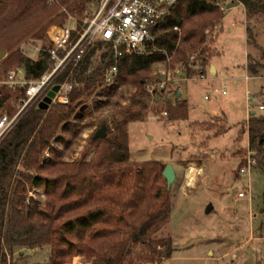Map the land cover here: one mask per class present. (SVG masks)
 Segmentation results:
<instances>
[{"label": "trees", "instance_id": "trees-1", "mask_svg": "<svg viewBox=\"0 0 264 264\" xmlns=\"http://www.w3.org/2000/svg\"><path fill=\"white\" fill-rule=\"evenodd\" d=\"M35 1L0 0V49L14 50L30 35L39 40L44 38V29L34 32L42 24L38 16L31 14ZM60 1L78 7L86 0ZM218 1L222 0H181L159 24L154 46L147 45L145 54H128L115 63L105 60L111 57L110 44L95 43L82 62L56 80L58 84L74 85L70 104H56L47 111L34 106L23 114L0 142V264H18L26 260V250L44 248H51L52 254L46 264L72 263L77 255L92 264H121L140 246L149 249L146 262L172 257L170 240L153 239L170 219L171 200L163 177L166 166L150 161L129 163L128 125L146 119L152 94L146 89L147 73L154 64L172 58V65L183 66L189 75L191 57L198 54L201 65H207L208 50L203 48L206 30L225 17L216 5ZM237 1L243 4L250 23L246 27L247 45L261 48L254 27L264 23V0ZM34 16L37 23H32ZM42 47H49V42L46 40ZM39 52L38 60L33 61L14 51L0 68L10 73L16 66V70L25 71L28 80L36 81L49 70L48 54ZM115 65L119 68L118 77L108 84L106 74ZM263 70L264 64L248 55V76H264ZM123 86H132L135 94L111 125L105 121L99 124L100 129L106 127L107 137L93 139L100 146L90 164L85 160L68 163L58 155L43 163L45 152L58 137L62 125L72 118H84L77 109L85 99L100 88L117 96ZM24 92L19 89L12 96L8 92L3 95L0 90V112L14 116L16 109L12 102L19 103ZM163 93L164 90L156 91L154 96ZM261 97L264 105V93ZM2 112L0 116L6 115ZM167 114L172 121L185 120L187 106L168 103ZM255 114H251L247 124L248 145L252 153L264 159V110ZM52 171L55 175L49 176L47 172ZM41 188L46 194L44 205L29 203L30 193Z\"/></svg>", "mask_w": 264, "mask_h": 264}, {"label": "rangeland", "instance_id": "rangeland-1", "mask_svg": "<svg viewBox=\"0 0 264 264\" xmlns=\"http://www.w3.org/2000/svg\"><path fill=\"white\" fill-rule=\"evenodd\" d=\"M105 1L86 0L78 7H70L60 0H36L31 14L38 16L39 21L34 16L32 23L42 22L34 32L44 29V38L39 40L30 35L14 50L0 49V67L14 51L37 61L54 27L84 23ZM230 7L223 13L225 17L220 24L206 30L208 36L203 48L208 50L207 65H201L198 54H194L189 75L176 74L170 78L173 71L183 68L172 65V58L157 62L147 73V91L164 90V93L157 97L151 94L145 121L129 123V163L161 162L175 169L176 180L169 191L170 219L153 236L154 240H170L173 254L170 259L162 257L146 262L149 249L140 246L121 264H264V159L255 154L251 159H254L252 171L241 174L249 168L246 129L250 113H263L258 107L263 102L264 80H246V77L248 55L264 64V23L254 27L258 34L256 42L261 48L250 47L246 30L250 23L245 9L238 3ZM212 65L218 67L219 74L211 73ZM7 75L0 68V90L3 95L8 92L14 96L16 92L3 85ZM224 88L227 94L223 96ZM247 92L259 97L258 102L251 103ZM134 94L132 86L119 88L117 96L106 88L95 90L77 109L84 118H72L62 125L58 137L45 152L43 163L58 155L68 163L85 160L90 164L100 146L93 142L101 130L99 124L105 121L111 125L124 107L130 105L129 99ZM109 100L111 106L106 107ZM168 103L185 104L188 118L172 121L167 114ZM12 105L15 115L20 105L13 102ZM191 169L195 170L194 185L188 179ZM47 174L55 175V171ZM239 193H245L244 198H238ZM45 201L43 188L29 195L31 204L43 206ZM211 205L213 209L207 213ZM25 253L29 256L27 250ZM51 255V248H44L39 255L26 257L18 264H42ZM77 261L92 264L82 255L74 258L73 262Z\"/></svg>", "mask_w": 264, "mask_h": 264}, {"label": "built area", "instance_id": "built-area-1", "mask_svg": "<svg viewBox=\"0 0 264 264\" xmlns=\"http://www.w3.org/2000/svg\"><path fill=\"white\" fill-rule=\"evenodd\" d=\"M181 0H106L101 9L87 18L84 23H77L66 26L54 27L49 36V47H41L40 51L46 52L49 56V70L38 80L30 81L25 76V71L17 69L8 73L4 86L13 91L24 89L25 92L19 100V111L12 117L8 114L0 116V139H3L19 122V119L30 108L37 106L49 92L60 86L52 101L56 104L68 105L69 95L74 85L68 82L56 83L70 67L74 68L88 55L89 49L97 42L110 44L111 57L106 61L117 63L122 57L128 54H145L147 45L154 46L156 29L159 24L169 16ZM244 7L237 0H222L217 2L221 13H226L229 4H236ZM177 30V28H175ZM170 59V58H168ZM184 70V71H183ZM119 68L117 65L108 70L106 82L113 84L118 77ZM176 74H186L184 67L177 69L170 74L173 78ZM261 79L264 76L246 77V80ZM152 95L156 91L148 90ZM226 89L222 95H226ZM248 100L258 102L257 98L247 92ZM208 99L206 98V101ZM258 110L263 111L264 105L260 104ZM250 151V150H249ZM254 153L250 151L248 161L249 168L241 171V174L250 173L254 165ZM245 193H239L238 198H244Z\"/></svg>", "mask_w": 264, "mask_h": 264}, {"label": "water", "instance_id": "water-1", "mask_svg": "<svg viewBox=\"0 0 264 264\" xmlns=\"http://www.w3.org/2000/svg\"><path fill=\"white\" fill-rule=\"evenodd\" d=\"M4 53L1 54V56H3ZM211 73H216V67L214 65H212L211 67ZM60 86L56 85L55 88H53V90L51 92H49L47 94L46 97L43 98V100L41 102H39V108L41 110H49L50 107L52 106V101L56 96V93L59 91ZM251 114L256 115L255 112H252ZM95 138L96 139H105L107 137L106 135V127H102L101 130H99L96 134H95ZM163 177L166 180V184L168 186V190L170 191L174 181L176 180V172L174 167L171 164H168L163 172ZM213 209V206L211 205L208 210L207 213H210L211 210Z\"/></svg>", "mask_w": 264, "mask_h": 264}, {"label": "crops", "instance_id": "crops-1", "mask_svg": "<svg viewBox=\"0 0 264 264\" xmlns=\"http://www.w3.org/2000/svg\"><path fill=\"white\" fill-rule=\"evenodd\" d=\"M232 5H236V4H229L228 6L230 7V6H232ZM240 7V6H239ZM239 7H237V8H239ZM231 8V7H230ZM243 9H244V7H242ZM215 67H216V73L217 74H219V69H218V67L216 66V65H214ZM212 67V66H211ZM221 68H223V67H221ZM210 71H211V68H210ZM239 84H240V82H238ZM257 99H259L258 97H256ZM202 101H205V99L203 98L202 99ZM258 101V100H257ZM256 103V102H255ZM252 113V112H251ZM250 113V114H251ZM28 251V255L29 256H31V255H34V256H37V255H39L40 254V252L42 251L43 252V250H40V249H35V250H27ZM24 255H25V257H29V256H27V254L26 253H24ZM49 258H51L50 256H48V258L47 257H45L44 259H49ZM50 261V260H49ZM48 260L46 261V260H44V262L42 263V264H44V263H46V262H49ZM68 264H82V263H78V261L77 262H72V263H68Z\"/></svg>", "mask_w": 264, "mask_h": 264}, {"label": "bare ground", "instance_id": "bare-ground-1", "mask_svg": "<svg viewBox=\"0 0 264 264\" xmlns=\"http://www.w3.org/2000/svg\"><path fill=\"white\" fill-rule=\"evenodd\" d=\"M199 173V172H198ZM193 174H195V170L194 169H191L189 172H188V179H189V182L191 185H194L193 184V181L195 179V177L193 176ZM190 185V186H191Z\"/></svg>", "mask_w": 264, "mask_h": 264}]
</instances>
